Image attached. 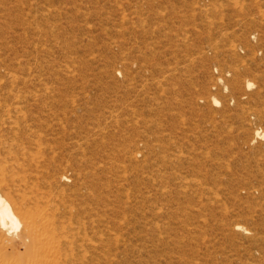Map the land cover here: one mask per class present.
Listing matches in <instances>:
<instances>
[{"label":"rangeland","instance_id":"obj_1","mask_svg":"<svg viewBox=\"0 0 264 264\" xmlns=\"http://www.w3.org/2000/svg\"><path fill=\"white\" fill-rule=\"evenodd\" d=\"M20 95L58 174L97 169L86 264H264V0H0Z\"/></svg>","mask_w":264,"mask_h":264},{"label":"bare ground","instance_id":"obj_2","mask_svg":"<svg viewBox=\"0 0 264 264\" xmlns=\"http://www.w3.org/2000/svg\"><path fill=\"white\" fill-rule=\"evenodd\" d=\"M247 86L250 87L251 83L248 82ZM15 98L11 104L0 103V242L6 245L16 241L22 253L21 260L13 262L0 256V264H86L88 260L91 263L89 250L102 249L104 232L94 231L100 227L101 221L91 223L87 207L89 201L101 197H95L92 191L93 186H99L97 169L94 167L96 170L89 171V168L86 172L75 165L70 166L69 177L65 172L58 174L56 159L46 156V153L54 154L56 149L38 129L41 119L27 114L31 106L29 97L20 95ZM37 122L39 126L34 127ZM255 135L263 137L264 133L256 131ZM75 147L81 148L77 143H71V148ZM67 182L72 183L68 185ZM82 214L91 221L87 222L86 217L84 222L77 219V227L75 218ZM235 228L242 234L247 233L241 225H235ZM77 239L81 243L75 246L80 242ZM75 247L80 248L82 254L77 256Z\"/></svg>","mask_w":264,"mask_h":264}]
</instances>
